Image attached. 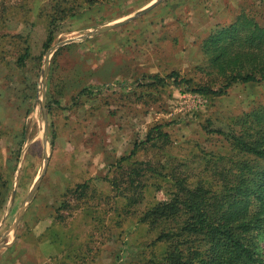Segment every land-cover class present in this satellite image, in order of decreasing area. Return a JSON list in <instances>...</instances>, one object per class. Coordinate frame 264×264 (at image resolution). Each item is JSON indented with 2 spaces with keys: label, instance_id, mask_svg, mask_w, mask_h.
<instances>
[{
  "label": "rangeland",
  "instance_id": "1",
  "mask_svg": "<svg viewBox=\"0 0 264 264\" xmlns=\"http://www.w3.org/2000/svg\"><path fill=\"white\" fill-rule=\"evenodd\" d=\"M240 13L264 0H0V264L163 263L144 211L217 183L237 157L218 130H264V80L194 91L225 83L209 37ZM155 124L167 143L142 144Z\"/></svg>",
  "mask_w": 264,
  "mask_h": 264
},
{
  "label": "trees",
  "instance_id": "2",
  "mask_svg": "<svg viewBox=\"0 0 264 264\" xmlns=\"http://www.w3.org/2000/svg\"><path fill=\"white\" fill-rule=\"evenodd\" d=\"M209 38L217 51L213 67L225 83L215 90L200 85L195 92L218 95L236 82L264 80V20L260 23L240 13ZM27 54L25 50L19 60ZM176 75L168 76L176 79ZM161 128L162 124L150 127L141 143L155 145L157 138L167 143L169 135ZM217 132L228 137L237 155L217 173V183L198 180L191 186L176 181L169 198L149 207L140 218L158 229L157 240L169 243L162 264H264L252 234L263 220L259 213L264 211V130ZM139 172L130 169L132 175ZM129 184L130 190L138 189L130 195L132 202H138L144 184L134 185L131 179ZM85 187L86 183L77 184L74 192L83 196Z\"/></svg>",
  "mask_w": 264,
  "mask_h": 264
},
{
  "label": "water",
  "instance_id": "3",
  "mask_svg": "<svg viewBox=\"0 0 264 264\" xmlns=\"http://www.w3.org/2000/svg\"><path fill=\"white\" fill-rule=\"evenodd\" d=\"M147 9H144V10H141V11H138L136 14H135V16L136 15H140V14H142L144 11H146ZM131 18H133V17H131ZM122 23L121 22H119V23H114V24H110V25H106V26H104V27H101L100 29H98L96 32H103V31H107V30H109V29H112V28H114V27H117V26H119V25H121ZM88 35H91V33H89ZM39 180H40V178L37 180V184L39 183ZM35 188V187H34ZM34 190V189H33Z\"/></svg>",
  "mask_w": 264,
  "mask_h": 264
}]
</instances>
